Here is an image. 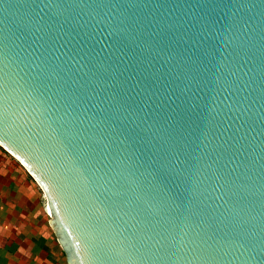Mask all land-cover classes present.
<instances>
[{
  "label": "water",
  "instance_id": "1",
  "mask_svg": "<svg viewBox=\"0 0 264 264\" xmlns=\"http://www.w3.org/2000/svg\"><path fill=\"white\" fill-rule=\"evenodd\" d=\"M0 146L69 264H264V0H0Z\"/></svg>",
  "mask_w": 264,
  "mask_h": 264
},
{
  "label": "crops",
  "instance_id": "2",
  "mask_svg": "<svg viewBox=\"0 0 264 264\" xmlns=\"http://www.w3.org/2000/svg\"><path fill=\"white\" fill-rule=\"evenodd\" d=\"M46 203L41 186L0 146V264H69Z\"/></svg>",
  "mask_w": 264,
  "mask_h": 264
}]
</instances>
